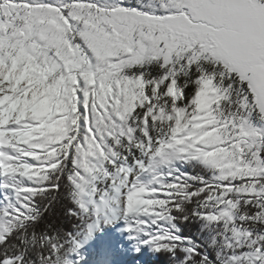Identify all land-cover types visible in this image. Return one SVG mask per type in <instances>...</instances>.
<instances>
[{
  "label": "snow or ice",
  "instance_id": "obj_1",
  "mask_svg": "<svg viewBox=\"0 0 264 264\" xmlns=\"http://www.w3.org/2000/svg\"><path fill=\"white\" fill-rule=\"evenodd\" d=\"M0 264H264V0H0Z\"/></svg>",
  "mask_w": 264,
  "mask_h": 264
}]
</instances>
